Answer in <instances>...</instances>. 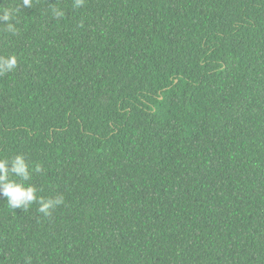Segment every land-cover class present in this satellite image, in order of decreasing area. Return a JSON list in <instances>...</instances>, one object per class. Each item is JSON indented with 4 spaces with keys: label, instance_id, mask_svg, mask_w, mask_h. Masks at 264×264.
Returning a JSON list of instances; mask_svg holds the SVG:
<instances>
[{
    "label": "trees",
    "instance_id": "16d2710c",
    "mask_svg": "<svg viewBox=\"0 0 264 264\" xmlns=\"http://www.w3.org/2000/svg\"><path fill=\"white\" fill-rule=\"evenodd\" d=\"M19 20L0 158L64 203L0 196V264H264V0H35Z\"/></svg>",
    "mask_w": 264,
    "mask_h": 264
},
{
    "label": "clouds",
    "instance_id": "9594fccd",
    "mask_svg": "<svg viewBox=\"0 0 264 264\" xmlns=\"http://www.w3.org/2000/svg\"><path fill=\"white\" fill-rule=\"evenodd\" d=\"M35 0H21L20 4L4 6L0 5V25L4 30L15 35L18 32L17 24L20 22L21 8H31ZM85 0H73L74 8H81ZM54 18H63L62 9L53 8ZM18 66L15 55L0 56V75L12 72ZM43 172L42 165H30L23 154H15L8 158H0V196L6 198L7 206L14 209L28 210L31 205L38 204L37 211L43 216H50L52 210L64 203L63 195L55 198H45L38 195L37 187L29 183L33 173Z\"/></svg>",
    "mask_w": 264,
    "mask_h": 264
}]
</instances>
